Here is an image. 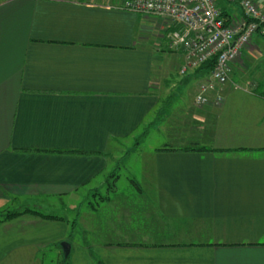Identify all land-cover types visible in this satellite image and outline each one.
Here are the masks:
<instances>
[{
	"label": "crops",
	"instance_id": "0c3cea01",
	"mask_svg": "<svg viewBox=\"0 0 264 264\" xmlns=\"http://www.w3.org/2000/svg\"><path fill=\"white\" fill-rule=\"evenodd\" d=\"M124 2L0 0V205L33 203L68 220L25 214L0 223V264H45L40 248L71 233V264H264L258 82L231 79L221 102L204 108L202 134L190 118L182 136L163 134L173 103L163 105L162 81L184 61L169 48L175 26ZM227 3L218 6L232 15ZM257 43L264 38L242 52ZM152 131L163 140L141 159L128 142ZM192 145L211 150L182 149ZM121 158L146 168L144 179H128L125 191L116 180L107 194Z\"/></svg>",
	"mask_w": 264,
	"mask_h": 264
},
{
	"label": "built area",
	"instance_id": "2783aa9c",
	"mask_svg": "<svg viewBox=\"0 0 264 264\" xmlns=\"http://www.w3.org/2000/svg\"><path fill=\"white\" fill-rule=\"evenodd\" d=\"M123 7L162 17L175 26L169 34V48L183 54L181 74L215 59L199 85L196 105L212 102L214 93V103L219 104L234 61L256 37L264 38V9L255 0H242L240 15L224 14L216 0H125Z\"/></svg>",
	"mask_w": 264,
	"mask_h": 264
},
{
	"label": "rangeland",
	"instance_id": "374dc122",
	"mask_svg": "<svg viewBox=\"0 0 264 264\" xmlns=\"http://www.w3.org/2000/svg\"><path fill=\"white\" fill-rule=\"evenodd\" d=\"M228 1V7L230 8V10L232 11V14L234 15H238L237 14V7L235 6L234 3L238 4L240 6L242 0H227ZM259 3V6L261 5V8L264 9V0H255ZM217 4L222 2V0H216ZM232 4V5H230ZM256 49H254L253 51H248L247 53H243L241 52V55L234 61V63L232 64V70L233 67L235 66V70H234V74L232 77V73L230 75V79L229 81L232 79V81L239 80L240 83L248 85L250 87H253L254 83L257 84H264V43L263 44H256ZM179 64L174 66V70L172 71V73L166 77L163 78L162 81V98H163V105L164 103H166L165 98H168L169 96H172V102L171 104L173 105L172 107H167L164 114L169 113L166 121L161 124V128L163 130V134L166 135L169 134L172 136L171 133H173L174 129L177 132L179 130V133H174V135L177 136H182L183 132L180 131H184V123L186 122V118H190L194 124H197V131L195 132V135H199L202 134L201 131V121L202 119L206 118V109L204 110L205 107L209 106L211 103L215 105V99L216 98H212L214 97L217 93H214L212 95V97L210 98L212 102H206L203 103L201 105H196L195 104V96L197 95L198 89H199V85L201 83V81L199 82V80L196 78V76H190L192 75L193 72H190L188 74V76L190 77L189 79H187V82H183V80L181 79V75L179 73ZM170 76V77H169ZM232 77V78H231ZM228 81V82H229ZM243 81V82H241ZM224 88V87H222ZM222 90V89H221ZM220 90V92H221ZM177 96L179 97L178 99H180L181 97L184 98V103L183 102H178L177 100ZM165 97V98H164ZM179 104H183L179 105ZM165 109V108H164ZM172 120L171 122L169 120ZM192 123V124H193ZM208 125V124H207ZM203 127H205L206 125H202ZM190 134V131H188ZM187 134V133H185ZM168 135V136H169ZM163 137L162 135L157 132V131H152L150 136L147 137L146 140L140 142L139 147V152H138V157L141 159L142 158V154H145V152L147 153L149 151V149H152V147L154 145H156L158 143V141H162ZM135 142H128L129 147H133V145L135 146L136 144H134ZM170 147V146H168ZM137 154L134 153L133 155ZM122 159V158H121ZM125 163L123 165V168L119 169L120 172V177L118 178L119 181V191H125L127 190L128 186L126 187V183L128 184V179L130 178H134L136 180L139 181H143L144 179V172L146 170V168H137V162L134 164V168H129L128 165H126V161L127 159L124 158L122 159ZM122 187H126L124 190H122ZM132 190V188H131ZM123 194V192L121 193ZM148 198V197H146ZM21 204V203H18ZM18 204H2L0 205V209L2 208H6V207H10V208H15L18 206ZM25 204V203H23ZM32 205H34L33 203H31ZM38 206V205H37ZM58 207H62V206H58ZM64 207V206H63ZM68 207V206H66ZM40 209V207H38ZM42 210L43 211H48V212H52V209H48L45 208L44 206H42ZM57 213V212H56ZM70 214H68L69 216ZM78 234H80V231H78ZM66 241V240H64ZM63 242V241H62ZM61 242V243H62ZM62 247V246H61ZM63 250V249H62ZM60 250L57 247H51L49 248H40L39 250V257L44 261L45 264H57V260L58 257L60 256Z\"/></svg>",
	"mask_w": 264,
	"mask_h": 264
},
{
	"label": "trees",
	"instance_id": "16d2710c",
	"mask_svg": "<svg viewBox=\"0 0 264 264\" xmlns=\"http://www.w3.org/2000/svg\"><path fill=\"white\" fill-rule=\"evenodd\" d=\"M263 38V37H261ZM214 63H215V59H210L209 61L205 62L204 64H202L200 67H198L196 70H194L193 74L190 75L189 73L192 72H188L187 74H181L180 75L182 76L181 79L183 80V82L186 81V79H189L190 77L188 76V74L190 76H194V75H198V73L202 74L204 73L205 75L208 74L214 67ZM260 86L259 84H257L255 87H253V90L254 92H256L257 94L259 95H262L264 97V84L261 83V88L258 87ZM146 132H143L142 135L138 138L137 142H136V145L137 144H140V138H142L143 136H145ZM175 148H172V147H168V146H163L162 148H160V150H163V151H173ZM184 150H192V151H207V150H211V148H207L205 146H189V148H182ZM120 174L118 173V171H113L111 174L108 175L107 179H106V184H107V187H106V193L108 194V191H113L114 188H113V183L118 180ZM130 181H132L133 183H136V179L134 178H130L129 179ZM108 198V196H100V201H103V200H106ZM93 209H97L98 206L96 205H92ZM25 214H31V215H35V216H39L43 219H48V220H54V221H68L66 220V217L62 216V215H59L57 214L56 212H44V211H41L37 205H32L31 203H21V204H18L17 207L15 208H10L9 206L6 207V208H2L0 209V223L2 222H6V221H10L12 219H15L19 216H22V215H25ZM70 224H71V232H72V228H73V225H74V220H70ZM73 234L71 233L68 237H67V240L68 242H72L73 240ZM61 242H56V243H53V245H51V247H57L59 250H60V256L58 257V260H57V264H71V257H70V254L69 256H65L64 255V252L62 250V247H61ZM87 247L90 248L91 246L87 244ZM91 249V248H90ZM91 252H92V249H91ZM95 260L97 262V264H103L102 261L98 258V257H95Z\"/></svg>",
	"mask_w": 264,
	"mask_h": 264
},
{
	"label": "water",
	"instance_id": "95a60500",
	"mask_svg": "<svg viewBox=\"0 0 264 264\" xmlns=\"http://www.w3.org/2000/svg\"><path fill=\"white\" fill-rule=\"evenodd\" d=\"M61 246H62V249H63V252H64V255L65 256H69L70 252H71V248H72V245L70 242L68 241H63L61 243Z\"/></svg>",
	"mask_w": 264,
	"mask_h": 264
}]
</instances>
